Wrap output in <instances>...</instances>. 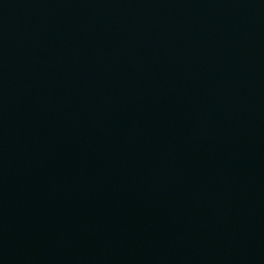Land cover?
<instances>
[{"label":"water","instance_id":"95a60500","mask_svg":"<svg viewBox=\"0 0 264 264\" xmlns=\"http://www.w3.org/2000/svg\"><path fill=\"white\" fill-rule=\"evenodd\" d=\"M0 264H264V0H0Z\"/></svg>","mask_w":264,"mask_h":264}]
</instances>
